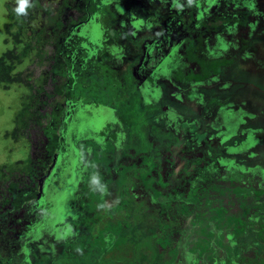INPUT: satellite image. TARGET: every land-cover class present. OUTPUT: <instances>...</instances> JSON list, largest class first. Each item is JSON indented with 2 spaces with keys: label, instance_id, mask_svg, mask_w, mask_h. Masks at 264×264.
I'll return each instance as SVG.
<instances>
[{
  "label": "rangeland",
  "instance_id": "374dc122",
  "mask_svg": "<svg viewBox=\"0 0 264 264\" xmlns=\"http://www.w3.org/2000/svg\"><path fill=\"white\" fill-rule=\"evenodd\" d=\"M124 1L121 11L102 9V34L92 25L97 15L76 24L82 0H28L21 19L31 50L16 68L32 88L0 84V252L12 264H263L264 4L219 1L225 11L206 19L197 18L194 0ZM168 6L180 17L168 16ZM18 7V0H0V54L14 46L4 24ZM190 10L195 16L183 18ZM56 21L64 32L75 21L71 34L63 37ZM203 27L237 43L220 37L205 46ZM60 42L65 51L55 59ZM74 45L86 49L87 61L100 50L107 55L110 45L118 49L102 68L106 76L91 75L102 91L91 90L93 102H67L54 90L66 81L59 71ZM191 46L200 58L229 61L206 80L189 81L185 75L198 71L185 57ZM125 80L147 125L121 120L133 94L122 87ZM103 94L106 106L98 104ZM26 103L27 114L17 120ZM61 110L68 116L58 129L60 155L52 159L43 127L51 111ZM145 125L149 151L126 150ZM53 162L38 202L12 209L8 201L36 185ZM161 222L153 234L146 230Z\"/></svg>",
  "mask_w": 264,
  "mask_h": 264
},
{
  "label": "trees",
  "instance_id": "16d2710c",
  "mask_svg": "<svg viewBox=\"0 0 264 264\" xmlns=\"http://www.w3.org/2000/svg\"><path fill=\"white\" fill-rule=\"evenodd\" d=\"M82 1L84 3V6H83L84 14L81 16L80 21L77 22L76 24L85 22L87 19H89V16L91 14L93 16L97 15V17L94 20L92 19L94 22V24L92 25H99V29L101 30L100 32L103 34L105 30L104 28L105 24L103 23L105 22H103L104 20L102 19V16H104V13L106 12L102 11V9L104 7H108V6L110 7V5H107L108 0H82ZM117 3L122 8L123 6H125L126 2L124 0L123 1L117 0ZM111 5L113 9L116 8L114 4H111ZM26 10H27V7L25 8V11ZM43 10L46 13L48 12L46 8H44ZM23 14L24 13H18L17 11L10 9L7 13L8 20L4 24V29L7 34V37H10L14 42V46L12 48H7L0 54V84H2L4 87H7L11 83H25L26 85L30 87V89L32 88V85L29 82L24 80L22 71L17 70L16 68L17 65H19L26 57H29L30 50H31L30 41L29 40L24 41L23 39L26 35L24 34L23 21L21 19ZM73 22L68 23V25L66 26L65 32L61 29L62 26L59 21L55 22V26H56V29L58 28L60 29V34L63 37H65L68 33L71 34ZM91 23L92 21L88 22L87 23L88 26H92ZM38 35L39 34L35 35L34 33H32L31 37H34L36 39ZM72 36L77 38L74 33ZM5 41H7V38H5ZM17 44L19 46H17ZM55 47L56 48H55L54 58L56 59L62 52L65 51V49L63 47L62 42L58 43ZM76 47L77 46L74 45L75 52L72 53L70 56L72 60L69 61L68 59L64 58L65 60H67L66 66H64V69L59 71L61 72V74L66 75L65 83L54 86V90L55 92L59 94H64L65 99H67V102H70V101H73L74 99H79V98L85 102H89L88 101L89 97L91 98L90 101L93 102L94 98H93V93L91 90L95 87L96 94L102 91L96 86L98 84L96 78L92 79L91 75L94 73H97V70H101L102 74H104L103 76H106L107 73H105V71L103 72L102 68L108 67L110 59L112 61L111 55L114 52H116L118 49H116L115 45L114 46L110 45L109 48L106 45L109 53L107 55L101 56V54H103L102 50L104 51V49H106L104 47V44H102L101 42L102 50H100V54L97 57L94 55V57H92L90 60L87 61L85 60V56L88 55V53L86 52V49H82V48L76 49ZM194 48H195L194 46H191L190 48H187L186 50L188 60L196 64L198 68L197 72H194V73L191 72L190 74L185 75L186 79L189 81H194V82L204 81L207 78H209L211 75L217 74L219 67L226 65L229 61L228 58H217V57L216 58H212V57L211 58L210 57L200 58L199 55L194 54L193 52ZM88 51H91V50H88ZM66 55L68 56V53H66ZM196 56H199V58ZM112 63L114 62L112 61ZM178 78L180 79L182 77L179 76ZM126 82H127L126 80L122 82V85H123L122 87L124 89H130V93L132 94L133 92V94L130 96L129 101H126L127 104L124 103L123 105L122 113H124L125 116L121 120L122 121L126 120L125 123L129 124V127H131L139 123L140 120L142 123H144L145 118L143 121V117L145 114H144V111L139 110L140 108L139 97H138L139 95H137V93L134 92L135 87L134 86L129 87ZM106 84L107 83L103 82L101 83V85H99V87L106 86ZM135 85H136V81H135ZM40 89H42V87H39V90ZM88 92H90V94H88ZM104 95L105 94L100 95L98 97L100 99L98 100L100 102L98 103L100 106L107 105L106 102L102 101L103 99H106L107 97L106 95H105L106 97H104ZM28 105L29 104L26 103L22 107V109L17 113V120L21 119L20 121H22V118L28 112V109H29ZM143 110H145V107L143 108ZM57 116L59 117V123H57L56 126H53L54 119ZM67 116L68 114L66 110L64 111L61 110L59 113H57L56 111H51L49 115L47 116L46 124L43 127V134L47 140L45 144L46 154L49 155L52 159L57 158L56 156L60 155L59 150H61L60 148L61 147V138H60L61 134L58 132V129H59L60 124L65 123V118H67ZM145 124L147 125L146 121H145ZM146 125L144 128L141 127L140 129H138V131L135 132L136 136H134L133 138L135 140H131L130 142L128 141V144L126 147L128 149L126 150H132L133 148L136 154L146 153L147 151H149L151 147V143L147 140ZM18 128L19 126H16L12 131V134L14 137L17 136L16 134H17ZM27 170H30V168H28ZM1 177H4V176H1ZM158 179L160 178L158 177ZM230 182H233V181L230 180ZM37 196H38V193L36 192L35 188H32L29 191L19 190L15 193L12 199L9 200L8 202L11 205L12 209L19 210L21 207L25 205V203L35 200ZM172 223H175V222L171 221L170 224ZM138 224L139 223H137L134 229L138 226ZM157 225H162V222L159 224L153 223L152 226L146 230H151V234H153ZM141 230H145V229L141 228ZM132 240L134 242L138 241L140 240V237L138 236L134 237V239ZM80 242L82 241L78 240L74 242V244L80 243ZM159 263L160 261L155 262V264H159ZM0 264H12V263L8 262L6 257H4V255H2V253L0 252ZM138 264H145V263L139 260Z\"/></svg>",
  "mask_w": 264,
  "mask_h": 264
},
{
  "label": "flooded vegetation",
  "instance_id": "af4514ba",
  "mask_svg": "<svg viewBox=\"0 0 264 264\" xmlns=\"http://www.w3.org/2000/svg\"><path fill=\"white\" fill-rule=\"evenodd\" d=\"M143 1H145V2H149L150 0H143ZM191 2H188V4H190V3H192L193 1L192 0H190ZM219 1H222L221 3H227V1L226 0H194V5L195 6H197V8H198V12H199V14L197 15V18H199L200 16V18H206V19H209V18H216L218 15H216V14H218L219 12H221V10H223V11H225V6H223V5H221L220 3H218ZM201 2H203L206 6H207V8H206V10H204V11H202L201 9H199V3H201ZM255 3V2H254ZM257 3V2H256ZM261 5H263L264 4V0H261ZM111 4H114L115 6H118V8L120 9V11H121V7L119 6V4L117 3V0H108V2H107V5H111ZM181 5V4H180ZM179 5V6H180ZM220 6H222L223 7V9L220 7ZM181 7H183V6H181ZM169 8V6L167 7V9ZM159 9H163V7H160ZM169 10V11H168ZM167 10V13H168V16L170 15V16H172V15H174V16H176V17H180V15H179V12L177 11V10H174L173 12L170 10V9H168ZM183 10V9H182ZM116 12H118V10H115ZM166 11V9H164V11L161 13V12H159L158 11V13H160V14H163L164 12ZM188 11V10H187ZM191 12H189L190 14H188V12H186V14H187V16H184L183 18H186V19H190V18H193V16H195V12H192V10H190ZM178 14H177V13ZM196 12H197V10H196ZM246 11H244V12H242V13H240V15H241V17H243V14H246L245 13ZM192 13H193V16H192ZM216 13V14H215ZM172 14V15H171ZM237 15H239V14H237L236 13V16L235 17H238ZM168 16H166L165 18H167ZM171 18H174V17H171ZM240 18V17H239ZM185 19V20H186ZM238 19V18H237ZM135 25V24H134ZM202 30L205 32V33H203V37H204V41H205V46H208V44H209V46L210 47H212V46H214L215 44L217 45L218 44V39L217 38H220L221 37V40H224V42L225 41H227L230 45L231 44H234V43H237L236 41H235V37H234V40L232 39V38H229V37H227L226 35H224V32H218V33H214V32H210L209 33V30H206L205 29V27H203L202 28ZM226 43V42H225ZM244 44V43H243ZM112 46H114V45H112ZM236 46V45H235ZM228 47V46H227ZM227 47L225 48V49H221V50H226L227 49ZM190 48V47H189ZM220 50V51H221ZM238 50V49H237ZM236 50V51H237ZM185 57H186V59L188 60V57H187V54H185ZM117 58V57H116ZM56 157H58V156H56ZM55 160V159H54ZM53 160V161H54ZM55 162V161H54ZM53 162V165L52 166H50L49 167V169L46 171V172H44L43 173V175L40 177V178H38V182H37V184L36 185H34L32 188H35V190H36V192L38 193V196H37V200H36V202H38V200H39V198L41 197V193L44 191H47V187H45V186H47V183H45V180H47L48 178H52L53 176H54V168H55V163ZM45 183V184H44ZM31 188V189H32ZM30 190V189H29ZM20 209H23L22 207L20 208ZM19 209V210H20ZM16 211V210H15Z\"/></svg>",
  "mask_w": 264,
  "mask_h": 264
},
{
  "label": "clouds",
  "instance_id": "9594fccd",
  "mask_svg": "<svg viewBox=\"0 0 264 264\" xmlns=\"http://www.w3.org/2000/svg\"><path fill=\"white\" fill-rule=\"evenodd\" d=\"M18 3H19V7L17 8V12L25 13V8L28 6V0H18Z\"/></svg>",
  "mask_w": 264,
  "mask_h": 264
}]
</instances>
